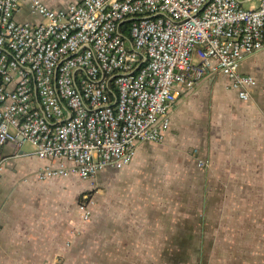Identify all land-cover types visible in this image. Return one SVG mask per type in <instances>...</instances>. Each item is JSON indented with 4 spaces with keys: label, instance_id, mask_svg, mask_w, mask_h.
<instances>
[{
    "label": "built area",
    "instance_id": "obj_1",
    "mask_svg": "<svg viewBox=\"0 0 264 264\" xmlns=\"http://www.w3.org/2000/svg\"><path fill=\"white\" fill-rule=\"evenodd\" d=\"M263 48L264 0H0V179L24 143L51 162L39 181L123 170L140 144L164 143L177 89L220 73L249 100L240 68Z\"/></svg>",
    "mask_w": 264,
    "mask_h": 264
},
{
    "label": "crops",
    "instance_id": "obj_2",
    "mask_svg": "<svg viewBox=\"0 0 264 264\" xmlns=\"http://www.w3.org/2000/svg\"><path fill=\"white\" fill-rule=\"evenodd\" d=\"M42 1L60 10L81 0ZM22 18L32 19L27 11ZM240 70L257 83L246 101L220 73L177 89L164 143L140 144L128 167L91 182V223L79 221L77 203L90 181L37 180L51 162L24 143L0 179V264H230L224 257L234 248L253 252L238 264H264V48Z\"/></svg>",
    "mask_w": 264,
    "mask_h": 264
},
{
    "label": "rangeland",
    "instance_id": "obj_3",
    "mask_svg": "<svg viewBox=\"0 0 264 264\" xmlns=\"http://www.w3.org/2000/svg\"><path fill=\"white\" fill-rule=\"evenodd\" d=\"M153 154H154V156L161 155L160 152H155ZM96 192H97L96 190L94 191L92 189V183H91L90 191H88L87 193H85L84 195H82L80 197V199L78 200V202H77L78 203V210H79V221L80 222H83L84 224L91 223L92 209H93V206H94V201H93L94 200V197L93 196H94V193H96ZM86 197H87V200L85 199ZM247 201H248V199L246 200V203H247ZM84 203H87V205H89V209H90V212H91V216L87 220H84L83 219L82 213L80 211V206L82 204H84ZM261 208H262L261 214H262V216H264V192H262V197H261ZM88 230L89 231H86V234H88V236L85 237L86 241L84 243L83 249H84V252H85L86 257L91 258L92 231H91V229H88ZM76 249H77L76 247L73 248L74 254H77L78 253ZM261 254L264 255V248H262ZM252 255H253L252 249H249V248H245V249L244 248H234V252L232 254V257L226 258V256H225L224 257V260H225L224 262L225 263L226 262H229L230 264H238L239 263V257L245 256L246 258H251ZM237 256H238V258H237ZM255 257H257V256L255 255ZM261 258H264V256H262Z\"/></svg>",
    "mask_w": 264,
    "mask_h": 264
}]
</instances>
